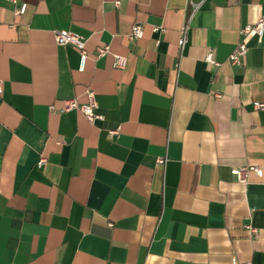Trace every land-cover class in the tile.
Instances as JSON below:
<instances>
[{
    "label": "crops",
    "instance_id": "1",
    "mask_svg": "<svg viewBox=\"0 0 264 264\" xmlns=\"http://www.w3.org/2000/svg\"><path fill=\"white\" fill-rule=\"evenodd\" d=\"M262 17L264 0H0V264H264V33L239 34ZM57 31L83 37V70ZM87 89L102 122L61 111ZM247 165L262 176L242 184Z\"/></svg>",
    "mask_w": 264,
    "mask_h": 264
},
{
    "label": "built area",
    "instance_id": "2",
    "mask_svg": "<svg viewBox=\"0 0 264 264\" xmlns=\"http://www.w3.org/2000/svg\"><path fill=\"white\" fill-rule=\"evenodd\" d=\"M10 2H15V0H8ZM235 2H239L240 0H234ZM118 5V2L115 3ZM191 10L188 17L185 20V23L181 29V36L178 41V45L180 49H183L186 43L187 31L189 28V22L193 17V14L196 10V5L191 3ZM25 10V5H21L17 11V14H23ZM156 30V29H154ZM264 33V17L260 18L254 25H247L240 29L239 34L241 37H246L250 34H254L257 36L258 40L260 41ZM55 41L58 45H71L78 50L79 53V69L83 70L88 59L87 52L85 49V41L83 37L67 32V31H57L54 33ZM143 37V29L140 24H134L129 33L127 34V39L129 41L139 40ZM247 51V45L244 41H240L233 52L230 54L228 62L232 65H241L245 61ZM109 54L108 47H100L97 49V57H103ZM113 67L117 70H122L126 65V58L119 55H113ZM205 63L212 65L214 67H219V63H217L213 55L211 53H207L204 58ZM2 92V85L0 82V94ZM87 102L83 105L78 104L75 99L64 101V106L62 107V112L67 111H78L80 112L85 119L90 123L94 124L96 122H102L103 116L98 112L97 103L95 100V94L90 90L87 89L86 92ZM216 98H219V95H215ZM254 108L256 110H264V102L263 103H255ZM51 112H55V108L53 106L50 107ZM107 135L109 138L118 136V130H108ZM45 163V159H40L38 161V166H41ZM165 163L164 159H157V164L163 165ZM250 173L255 174L257 177L262 176V171L252 165H247L243 167H239L233 170V174L236 176L237 180L245 184L247 183V177ZM246 229L250 232L251 235L256 236V231L250 226L247 225ZM231 264H253L251 262H237L232 261Z\"/></svg>",
    "mask_w": 264,
    "mask_h": 264
}]
</instances>
